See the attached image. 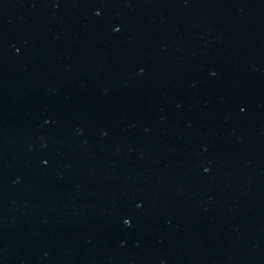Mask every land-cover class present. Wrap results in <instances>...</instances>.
Listing matches in <instances>:
<instances>
[{"label":"water","instance_id":"95a60500","mask_svg":"<svg viewBox=\"0 0 264 264\" xmlns=\"http://www.w3.org/2000/svg\"><path fill=\"white\" fill-rule=\"evenodd\" d=\"M208 0H0V264H122Z\"/></svg>","mask_w":264,"mask_h":264}]
</instances>
